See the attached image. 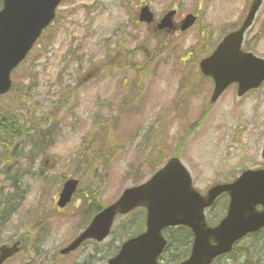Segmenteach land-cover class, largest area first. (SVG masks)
<instances>
[{
  "label": "rangeland",
  "instance_id": "rangeland-1",
  "mask_svg": "<svg viewBox=\"0 0 264 264\" xmlns=\"http://www.w3.org/2000/svg\"><path fill=\"white\" fill-rule=\"evenodd\" d=\"M250 2L62 3L57 19L13 72L14 89L0 99L1 116L14 114L23 130L31 131L35 157L19 170L26 173L21 184L14 183L17 175L11 172L16 159L5 162L7 168L0 164V212H14L0 226V245L23 241L21 253L5 264H107L127 234L145 229L140 212L118 218L104 242L89 241L71 255L60 251L98 206L112 204L125 187L147 179L170 154L182 157L201 193L263 166L264 84L242 98L232 85L211 105L212 79L196 67L225 33L240 26ZM141 3L158 18L173 8L180 17L198 12L200 18L184 35H160L137 22ZM245 42V50L264 57V3ZM62 94L70 98L56 104ZM46 157L54 163L45 169ZM69 177L79 178L81 185L71 203L59 208L58 194ZM226 205L221 197L208 222H219ZM175 250L173 244L163 264H171L173 254L184 258L187 251ZM234 254L235 259L215 264H264V230L242 240Z\"/></svg>",
  "mask_w": 264,
  "mask_h": 264
},
{
  "label": "water",
  "instance_id": "water-1",
  "mask_svg": "<svg viewBox=\"0 0 264 264\" xmlns=\"http://www.w3.org/2000/svg\"><path fill=\"white\" fill-rule=\"evenodd\" d=\"M62 1H4L0 11V94L10 91L11 71L27 56L51 24ZM260 4L261 1L256 0L240 30L231 33L211 57L201 62L204 74L212 75L216 80L213 101L232 81L240 83V94L264 81V60L240 50L244 31L251 26ZM171 16L169 14L163 20L161 27L171 24ZM140 19L147 22L153 20V13L148 7L143 8ZM193 22L194 17L188 16L184 29ZM78 184L75 179L65 183L59 206L70 201ZM225 192L231 199L229 213L216 228H211L205 221L204 210ZM259 204L264 206V169L246 170L235 182L218 184L207 195L201 196L193 188L187 168L175 157L147 183L126 189L123 196L97 214L89 228L63 252L75 250L89 238L104 240L117 213L126 214L137 206H145L148 211L147 231L125 243L109 264H159L158 256L166 246L162 229L182 224L195 233L192 256L183 264H210L218 254L228 252L238 238L264 226V210L258 212L255 209ZM18 244L0 247V264L17 254Z\"/></svg>",
  "mask_w": 264,
  "mask_h": 264
},
{
  "label": "trees",
  "instance_id": "trees-1",
  "mask_svg": "<svg viewBox=\"0 0 264 264\" xmlns=\"http://www.w3.org/2000/svg\"><path fill=\"white\" fill-rule=\"evenodd\" d=\"M9 122H11V121H9ZM8 122V123H9ZM18 128V124H16V125H14V126H12L11 127V130L12 131H8L9 129L7 128H4V131H5V133H7V134H11L13 137H12V140H15V136L18 134V135H20V134H26L27 135V133H26V131L25 132H23V130H22V133H16V132H14V131H16V129ZM14 130V131H13ZM5 136V135H4ZM4 147V145H2V148ZM27 147H28V144L27 143H24V144H20V143H17V144H15L14 145V147H13V149L12 150H10V152L8 153L7 151L5 152V150H2L3 152H2V154H6L8 157H7V159L9 160L10 159V156L12 157V158H14V155H13V153L15 154V155H18V156H24V155H26V154H28L29 152H27ZM2 148H0V149H2ZM4 157L2 156L1 158H0V160H2ZM2 162V161H1ZM180 230H184V228L182 227ZM173 232H177L176 230H174V229H171V230H169L168 231V233H170V234H172ZM189 233V232H188ZM185 234H187L186 232H185ZM173 238H177L175 235H172V236H170V240H171V243H172V241H173ZM175 241H178V242H180V240H179V238H177V239H175ZM183 248V246L181 245V244H179L178 245V249L179 248Z\"/></svg>",
  "mask_w": 264,
  "mask_h": 264
}]
</instances>
